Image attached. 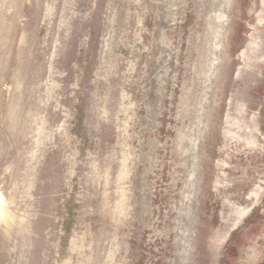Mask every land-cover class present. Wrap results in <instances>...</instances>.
I'll use <instances>...</instances> for the list:
<instances>
[{
	"label": "rangeland",
	"instance_id": "1",
	"mask_svg": "<svg viewBox=\"0 0 264 264\" xmlns=\"http://www.w3.org/2000/svg\"><path fill=\"white\" fill-rule=\"evenodd\" d=\"M0 264H264V0H0Z\"/></svg>",
	"mask_w": 264,
	"mask_h": 264
}]
</instances>
